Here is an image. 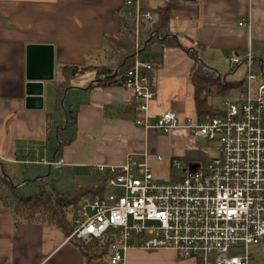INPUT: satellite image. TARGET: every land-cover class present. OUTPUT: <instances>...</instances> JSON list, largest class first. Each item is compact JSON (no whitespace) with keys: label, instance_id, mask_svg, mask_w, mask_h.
Returning <instances> with one entry per match:
<instances>
[{"label":"crops","instance_id":"0c3cea01","mask_svg":"<svg viewBox=\"0 0 264 264\" xmlns=\"http://www.w3.org/2000/svg\"><path fill=\"white\" fill-rule=\"evenodd\" d=\"M182 1L171 22L172 35L178 38L180 47L164 48L154 43L144 62L154 66L155 97L150 104L154 119L170 110H176L180 117L188 115L194 103L189 79L193 60L189 53L220 74L228 69L232 54H247L255 30L264 33V0ZM139 3L143 8H157L164 0ZM124 6L125 0H0V163L4 168L6 164L44 166L61 175L65 168H72L67 184L56 186L59 180L51 178L52 173L40 175L38 171L18 189L37 183L61 192L75 186H97L102 177L91 167L123 165L129 158L142 161L145 153L151 155L148 162L153 170L156 154L151 152V141L156 131H145L134 124L132 107L136 102L131 91L124 87H93L95 73H85L72 82L63 111H56L54 86L60 81V68L84 63L106 65V37L119 33L116 16L120 10L125 11ZM243 20L250 23V33L239 27ZM28 45H52L55 49L54 80L44 84L42 110L26 109ZM51 122L56 129L51 130ZM71 129L73 132H69ZM59 159L67 164L60 170L45 165ZM78 168L98 177L97 183L78 184L75 176H84L76 171ZM0 264L91 263L62 230L17 222L12 207L0 199ZM120 264L196 262L180 260L172 250L134 247Z\"/></svg>","mask_w":264,"mask_h":264},{"label":"built area","instance_id":"2783aa9c","mask_svg":"<svg viewBox=\"0 0 264 264\" xmlns=\"http://www.w3.org/2000/svg\"><path fill=\"white\" fill-rule=\"evenodd\" d=\"M137 3L125 0L128 17L139 24L143 16ZM144 18L152 20L150 14ZM239 27L252 30L245 20ZM232 55L229 62L237 70L248 67L237 97L227 99L216 116L197 115L196 120L183 121L176 110L156 119L150 116L154 66L137 61L124 82L137 105L134 124L145 131L188 130L196 138L217 143L220 154L205 169L175 182L156 178L148 153L142 161L129 158L123 165L91 167L106 178L109 192L85 197L77 212L69 208L76 214L69 240L88 245L111 238L109 264L122 263L134 247L172 250L180 260L196 264L254 263L256 255L250 249L264 246V74L252 66L256 59L251 50L244 56ZM258 78L263 83L253 85ZM155 158L164 161L160 155ZM45 165L60 170L67 164L59 159ZM171 165L180 166V162Z\"/></svg>","mask_w":264,"mask_h":264},{"label":"trees","instance_id":"16d2710c","mask_svg":"<svg viewBox=\"0 0 264 264\" xmlns=\"http://www.w3.org/2000/svg\"><path fill=\"white\" fill-rule=\"evenodd\" d=\"M182 2V0H164L163 5L157 8L148 7L145 9L153 15L154 20L151 24L142 21L141 34L143 41L140 38L142 49L138 48L139 43L137 47L132 21L125 11L120 10L116 16L120 26L119 33L106 37V50H110L106 65H87V63H84L82 65H63L60 68V81L55 82L54 86L56 111H63L66 93L78 76L94 72L96 81L93 87H124L125 75L135 67L137 61L140 62L138 59L143 52L150 49L152 44L160 43L164 48L180 47L178 38L172 35L171 22L174 13L181 8ZM189 56L193 60L189 79L194 90L196 113L198 116H216L219 114V109L210 104L209 98L229 95L231 89L238 91L243 85V80L241 82L229 81L222 83L220 74L217 71L204 66L192 52L189 53ZM150 78L153 81L152 74ZM134 109L136 111V104ZM49 118L52 120L53 116ZM50 128L54 130L56 126L51 122ZM16 186L12 176L6 173L4 164L0 163V192L6 189L8 193L17 199L14 207L4 203L12 207L16 221L55 226L62 230L67 239L75 230V212L78 211L81 201L87 196H105L109 192L106 188V178H102L97 186H75L73 189L64 192L58 191L54 186L45 183L39 185L37 183L38 192L29 196L20 194L19 191L22 189H16ZM0 199L6 202L1 194ZM70 207H73L75 212H69ZM112 242V239L107 237L86 245L74 238L70 239V243L91 264H109L107 260Z\"/></svg>","mask_w":264,"mask_h":264},{"label":"rangeland","instance_id":"374dc122","mask_svg":"<svg viewBox=\"0 0 264 264\" xmlns=\"http://www.w3.org/2000/svg\"><path fill=\"white\" fill-rule=\"evenodd\" d=\"M129 19L132 21V24L134 25L137 47L139 43L140 49H142L143 48V46L141 45L142 43L141 40L143 41L141 34L142 23L137 24L135 21L132 20V18ZM249 50H251V53L254 56H256V58L262 59L261 61H264V33H260L257 30H255L251 34V48H249ZM109 51H110L109 49L108 51H106V56L108 53L107 57H109L110 55ZM149 51L150 50L143 52L142 56L138 60H140V62L142 63L146 62L145 61L147 60L146 54H148ZM252 66L255 69L261 68L262 69L261 71L264 74V65L261 66L259 61H254L252 63ZM247 71H248V67L245 68L241 66L237 70V66L230 64L225 72H220L221 81L222 83L229 82L226 77L227 74H231L229 75L230 82H233L234 80L241 82L242 79L245 78V73ZM256 72L258 74V71ZM252 83L253 85H260L263 83V81L261 78H258L252 81ZM237 92L238 91L231 89L229 91V95L210 97L209 102L214 107H218V109L223 108L227 99L229 98L234 99L237 97L238 95ZM66 103H68V101H66ZM193 104L194 103H191V108L188 110L187 113L188 115H186V117L184 116L181 117V121H183L185 118H191L193 120H196L197 113L196 110L194 109ZM134 107H132V110H134L135 112V114L132 113L133 118H135L136 115L138 114V110L136 109L135 111ZM69 132H73V129H71ZM151 152L156 155H160L164 160L163 162H157L156 160H152L154 174L156 178L162 182H175L183 178L189 172L199 169H205L209 161L213 158H216L220 154L217 143L196 138L190 131L184 129H176L169 131L167 133L164 131H156V134L153 136L151 141ZM173 161L180 162V166H176V167L172 166L171 164ZM5 168H6V173L9 176H12V180L17 185L16 189H18L17 188L18 185H22L24 181H26V179L35 178V175L38 174V171L41 172L39 173L40 175H47L48 173H52L53 176L51 175L52 176L51 178L55 176L59 180V182L56 183V186H58L57 184H59L60 182L63 184H67V180L69 178L68 175L72 172V168H65L66 169L65 172L61 175L59 171H49L47 167L35 166V165L29 166V165L6 164ZM76 171L78 172L80 171L84 175L79 177L75 176V178L78 180L77 181L78 184L88 185V184L97 183L98 177L91 176L89 173H87L85 170L81 168L76 169ZM38 189H39L38 186H34V185L31 186L30 184H27L24 186V188L21 191H19V193L29 196L38 192ZM0 194L6 200V202L4 201V203L10 204L12 207L15 206V202L17 199H15L10 193H8L6 189L0 192ZM250 251L255 253L256 255L253 264H264V246L252 247Z\"/></svg>","mask_w":264,"mask_h":264},{"label":"water","instance_id":"95a60500","mask_svg":"<svg viewBox=\"0 0 264 264\" xmlns=\"http://www.w3.org/2000/svg\"><path fill=\"white\" fill-rule=\"evenodd\" d=\"M25 104L27 110L44 108L45 83L54 80L55 49L52 45H28Z\"/></svg>","mask_w":264,"mask_h":264},{"label":"bare ground","instance_id":"6f19581e","mask_svg":"<svg viewBox=\"0 0 264 264\" xmlns=\"http://www.w3.org/2000/svg\"><path fill=\"white\" fill-rule=\"evenodd\" d=\"M138 1H139V0H138ZM135 6L140 8V10H141V14H142V16H143V17H142V21H143V22H145V23H147V24H151V23H153L154 17H153V15H152L149 11H145L146 8L141 7L140 3H139V4L137 3ZM124 7H125V8H124V9H125V13H127V12H128V8H127L126 6H124ZM147 8H148V7H147ZM147 14H150L151 19H152L151 21L145 20L144 16L147 15ZM141 23H142V22H141Z\"/></svg>","mask_w":264,"mask_h":264}]
</instances>
